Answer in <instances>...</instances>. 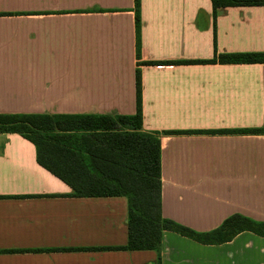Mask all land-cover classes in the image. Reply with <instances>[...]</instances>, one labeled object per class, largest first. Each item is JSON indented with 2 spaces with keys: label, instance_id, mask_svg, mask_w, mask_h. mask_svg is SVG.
Listing matches in <instances>:
<instances>
[{
  "label": "crops",
  "instance_id": "crops-1",
  "mask_svg": "<svg viewBox=\"0 0 264 264\" xmlns=\"http://www.w3.org/2000/svg\"><path fill=\"white\" fill-rule=\"evenodd\" d=\"M139 16L138 59L134 0H0V114L134 115L139 70L162 217L199 233L232 215L264 222V135L209 133L264 127V64L197 63L264 53V6L219 10L215 31L210 0H140ZM53 148L39 143L43 166L32 142L0 134V264H157L155 251L99 250L126 244L127 200L71 197L48 168L101 177L96 159ZM159 253L161 264H264V238L203 245L164 231Z\"/></svg>",
  "mask_w": 264,
  "mask_h": 264
},
{
  "label": "trees",
  "instance_id": "trees-1",
  "mask_svg": "<svg viewBox=\"0 0 264 264\" xmlns=\"http://www.w3.org/2000/svg\"><path fill=\"white\" fill-rule=\"evenodd\" d=\"M213 28L221 9L264 6V0H210ZM140 0H134L136 57L140 53ZM198 64H264V53H240L215 56ZM160 65V63H146ZM134 115H70L35 116L29 114H0V134H18L32 142L37 149V161L42 164L39 143L47 140L53 145L51 153L66 160H91V169L101 177H65L66 172L48 168L72 189L71 197H124L127 200V241L124 246L99 250L155 251L161 264L162 234L171 231L203 245H219L231 241L242 232L264 238V222L232 215L210 232L199 233L165 219L161 215L160 140L158 133L142 132L141 80L135 73ZM58 129L70 132L58 138L48 132ZM180 134L182 132H166ZM264 135V127L234 131H214ZM64 144V148L56 144ZM45 166V165H43ZM78 164L68 170L78 169Z\"/></svg>",
  "mask_w": 264,
  "mask_h": 264
},
{
  "label": "rangeland",
  "instance_id": "rangeland-1",
  "mask_svg": "<svg viewBox=\"0 0 264 264\" xmlns=\"http://www.w3.org/2000/svg\"><path fill=\"white\" fill-rule=\"evenodd\" d=\"M213 19V18H212Z\"/></svg>",
  "mask_w": 264,
  "mask_h": 264
}]
</instances>
